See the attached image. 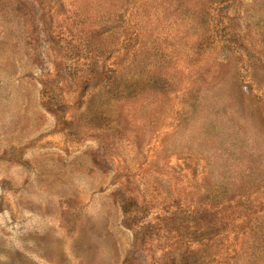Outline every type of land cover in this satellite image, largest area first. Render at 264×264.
<instances>
[{
    "label": "rangeland",
    "instance_id": "rangeland-1",
    "mask_svg": "<svg viewBox=\"0 0 264 264\" xmlns=\"http://www.w3.org/2000/svg\"><path fill=\"white\" fill-rule=\"evenodd\" d=\"M0 264H264V0H0Z\"/></svg>",
    "mask_w": 264,
    "mask_h": 264
}]
</instances>
